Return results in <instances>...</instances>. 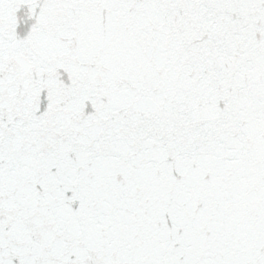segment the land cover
I'll list each match as a JSON object with an SVG mask.
<instances>
[{"label": "snow or ice", "instance_id": "1", "mask_svg": "<svg viewBox=\"0 0 264 264\" xmlns=\"http://www.w3.org/2000/svg\"><path fill=\"white\" fill-rule=\"evenodd\" d=\"M0 264H264V0H0Z\"/></svg>", "mask_w": 264, "mask_h": 264}]
</instances>
